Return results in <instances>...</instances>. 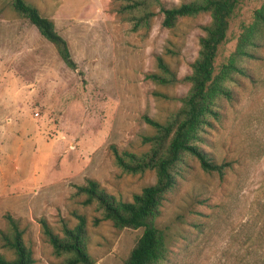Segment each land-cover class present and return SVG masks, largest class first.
I'll use <instances>...</instances> for the list:
<instances>
[{
    "label": "rangeland",
    "instance_id": "obj_1",
    "mask_svg": "<svg viewBox=\"0 0 264 264\" xmlns=\"http://www.w3.org/2000/svg\"><path fill=\"white\" fill-rule=\"evenodd\" d=\"M149 6L147 28L131 30L138 14H117L114 0H25L51 19L67 43L75 70L10 0H0V229L3 216L19 220L33 264H62L40 233L44 218L52 230L86 220L85 249L95 264H122L141 229H117L100 218L95 203L81 205L74 185L93 180L116 200L130 201L154 182L152 171L126 174L113 163L110 147L139 154L141 136L152 129L144 118L165 121L189 88L183 77L198 51L209 14L161 26V7L191 0H158ZM264 0H241L218 47V68L233 51L240 26ZM161 56L176 82L156 85L144 78L156 72ZM249 78L229 85L217 120L209 117L198 145L217 163L221 176L202 171L184 154L176 184L155 219L167 241L162 264H264V47L244 63ZM260 227L262 229H260ZM2 253V250H0Z\"/></svg>",
    "mask_w": 264,
    "mask_h": 264
},
{
    "label": "trees",
    "instance_id": "obj_2",
    "mask_svg": "<svg viewBox=\"0 0 264 264\" xmlns=\"http://www.w3.org/2000/svg\"><path fill=\"white\" fill-rule=\"evenodd\" d=\"M241 0H191L177 6L161 7V26L173 27L177 19L208 13L210 21L202 27L204 34L198 38V51L190 64V73L183 77L189 83L185 95L179 98V107L163 122L144 118L152 129L149 135L141 136L147 150L139 154L117 151L110 147L113 163L126 174H142L152 171L154 182L145 186L130 201L116 200L106 193L99 184L86 179L82 185H74V196L81 197V205L95 203L100 211L99 221H109L117 229H141L122 264H162L167 255V241L155 225L159 208L165 195L176 184L174 169L184 154L194 158L202 171L221 176L225 163H217L201 148L200 133L209 125V117L217 120L219 103L230 101L232 92L229 85L237 77L249 78L244 63L257 60V49L264 47V9L252 12L251 20L240 26L233 51L218 68L214 66L217 50L226 40L229 23L233 19ZM117 14H138L134 17L131 30L147 28L153 13L149 6L159 4L158 0H114ZM10 7L17 17L32 25L46 42L53 46L56 55L69 69L76 66L71 59L66 41L54 29L53 21L42 16L38 9L25 0H10ZM156 72L144 78L156 85L174 84L175 72L161 56H155ZM76 224L72 228L63 225L60 234L55 233L44 218H40V233L59 257L66 255L62 264H95L85 249L86 220L82 214H74ZM4 226L0 229V264H33L30 248L23 240L24 231L19 220L9 214L3 216ZM260 229H262L260 227Z\"/></svg>",
    "mask_w": 264,
    "mask_h": 264
}]
</instances>
